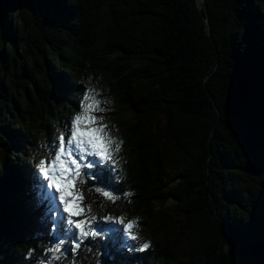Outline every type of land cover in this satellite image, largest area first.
I'll return each mask as SVG.
<instances>
[{"label":"trees","instance_id":"1","mask_svg":"<svg viewBox=\"0 0 264 264\" xmlns=\"http://www.w3.org/2000/svg\"><path fill=\"white\" fill-rule=\"evenodd\" d=\"M205 1L0 0V264H39L53 246L18 164L37 162L89 88L123 141L109 165L119 198L92 185L93 211L138 240L96 231L45 264H264V0ZM58 78L76 85L66 98ZM172 219L194 236L184 250Z\"/></svg>","mask_w":264,"mask_h":264},{"label":"snow or ice","instance_id":"2","mask_svg":"<svg viewBox=\"0 0 264 264\" xmlns=\"http://www.w3.org/2000/svg\"><path fill=\"white\" fill-rule=\"evenodd\" d=\"M54 84L56 93L65 98L76 88L70 78H58ZM101 103L99 99H95L93 90L87 89L76 102L77 110L70 111L68 117L65 118V132L58 134L50 141L52 158H38L34 165L27 160H21L18 164L19 167L25 168L32 185L40 190V202L45 206L42 230L53 242V246L46 250L48 255H45L39 264H45L48 256L53 252L60 253L62 251L65 256L75 257L78 249L86 240L99 235L93 228L97 217L90 215V206H87V213L82 212L79 206H69L70 201L75 204L74 196L80 204L86 205L83 194H78L77 189L73 187L76 177L83 174L90 185H103V187L94 188L95 193L102 197L109 200L119 198L114 195L117 186L111 182L109 165H113L115 159L112 154L113 145L116 150H119L123 141H115L106 135L108 125L104 123L105 109L100 107ZM97 110L99 114H97ZM245 119L243 107L240 104L235 105L234 123L242 125ZM9 139L18 143L25 141L24 136L20 133H9ZM73 149L75 150L73 151ZM259 151L261 156H264V142L261 143ZM3 176L4 173L0 174V179ZM124 195L126 196L128 193H124ZM258 211L264 217V206H261ZM84 215H90L89 222L86 223L84 219L75 218ZM103 219L109 221L116 219L119 223L123 222L122 217L106 216ZM100 228L101 231L108 230L123 235L122 230L116 224L101 225ZM74 229H78L79 232L77 233ZM237 235L241 240L245 238L243 231H238ZM122 247L129 252L132 251L127 243ZM149 247L150 243L145 241L140 247H135V250L142 252ZM69 264H75V260H70Z\"/></svg>","mask_w":264,"mask_h":264},{"label":"rangeland","instance_id":"3","mask_svg":"<svg viewBox=\"0 0 264 264\" xmlns=\"http://www.w3.org/2000/svg\"><path fill=\"white\" fill-rule=\"evenodd\" d=\"M95 99H97V98H95ZM97 114H99L98 110H97ZM103 116H104V123H106L108 125L107 131H106V134H107L111 130V127H109V125H111V123H113L114 115L113 114H103ZM31 146L32 145L29 144V145H27V148L29 149V148H31ZM46 148L47 149H40L36 153L37 160H38V158H41V157L48 158V159L52 158V152L50 150V147H46ZM74 150L75 149H73V151ZM49 166H51V165H49ZM25 174L27 175L26 171H25ZM27 178H28V176H27ZM91 186L92 185H90L87 182V178L83 174L81 176H79V177H76L74 179V181H73V187L77 189V193L78 194H80V193L83 194L84 198L86 199V205L85 204H80L79 200H77L76 197L74 196L73 200H75V204H73L70 201V205L69 206L70 207L79 206L81 208V211L85 212V213H87V206H90L91 207L90 215L97 217V220H96L95 224L93 225V228H94L95 231H99L100 234L106 235V234L111 233L108 230L101 231V228H100L101 225L116 224V226L122 230L123 235L120 234V238L121 239L125 238V240L128 241V242H132V243L136 242V240H138V237L135 234V231H137V230H136V227H134L132 224H131V227H129V224H126V223L123 224V222L119 223L116 219H113L111 221L105 220V219H103L104 217L112 216L111 212L98 214L95 211H93L95 203H94V201H93V199H92V197L90 195ZM28 189H31V187L28 188ZM32 189L33 190L37 189L36 192H35L37 200L42 205V207L44 209L45 206L40 202L41 201V194H40L39 188L36 187V186H33ZM65 215H67V214H65ZM90 215H84V216L75 217V218L84 219L86 221V223H87L90 220ZM117 218H119V217H117ZM179 221H180L179 219H172L171 220L170 228L168 229V234H169L171 240L173 241V243L176 245V247L178 249L184 250L188 246V244L191 243L194 240V236L192 234H187V233L182 232V229L179 226L180 225ZM74 230L77 233L79 232L78 229H74ZM133 237H135V239H133Z\"/></svg>","mask_w":264,"mask_h":264},{"label":"clouds","instance_id":"4","mask_svg":"<svg viewBox=\"0 0 264 264\" xmlns=\"http://www.w3.org/2000/svg\"><path fill=\"white\" fill-rule=\"evenodd\" d=\"M31 256V250H29V252L25 255V259H29V257ZM97 264H99V261H97Z\"/></svg>","mask_w":264,"mask_h":264},{"label":"water","instance_id":"5","mask_svg":"<svg viewBox=\"0 0 264 264\" xmlns=\"http://www.w3.org/2000/svg\"><path fill=\"white\" fill-rule=\"evenodd\" d=\"M200 5L203 7H206V1L205 0H200Z\"/></svg>","mask_w":264,"mask_h":264},{"label":"bare ground","instance_id":"6","mask_svg":"<svg viewBox=\"0 0 264 264\" xmlns=\"http://www.w3.org/2000/svg\"><path fill=\"white\" fill-rule=\"evenodd\" d=\"M28 180V179H27Z\"/></svg>","mask_w":264,"mask_h":264}]
</instances>
